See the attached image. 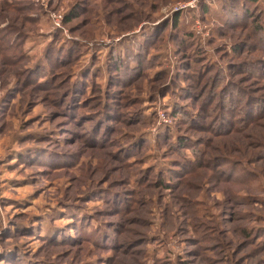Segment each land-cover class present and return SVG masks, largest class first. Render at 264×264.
<instances>
[{"label": "rangeland", "instance_id": "obj_1", "mask_svg": "<svg viewBox=\"0 0 264 264\" xmlns=\"http://www.w3.org/2000/svg\"><path fill=\"white\" fill-rule=\"evenodd\" d=\"M0 264H264V0H0Z\"/></svg>", "mask_w": 264, "mask_h": 264}, {"label": "trees", "instance_id": "obj_2", "mask_svg": "<svg viewBox=\"0 0 264 264\" xmlns=\"http://www.w3.org/2000/svg\"><path fill=\"white\" fill-rule=\"evenodd\" d=\"M119 63L121 64V62H119ZM128 66H130V64Z\"/></svg>", "mask_w": 264, "mask_h": 264}]
</instances>
